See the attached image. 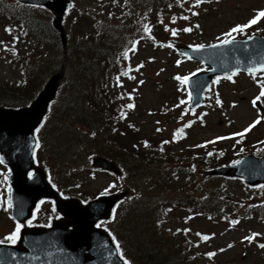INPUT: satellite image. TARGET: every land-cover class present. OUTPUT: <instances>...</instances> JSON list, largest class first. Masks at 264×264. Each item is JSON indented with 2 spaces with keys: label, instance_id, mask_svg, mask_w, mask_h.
I'll list each match as a JSON object with an SVG mask.
<instances>
[{
  "label": "rangeland",
  "instance_id": "1",
  "mask_svg": "<svg viewBox=\"0 0 264 264\" xmlns=\"http://www.w3.org/2000/svg\"><path fill=\"white\" fill-rule=\"evenodd\" d=\"M74 1L88 4L89 2L92 3L93 0ZM93 3L98 2L94 1ZM194 9L199 15L195 19L197 20V25H199L198 28L194 27L191 32L183 31L184 28H190L187 25L191 24L189 19H181L186 13V9L179 16L175 14L163 16L160 13L156 19H153L158 21L154 24H148L154 32V35L151 37H155L154 39L159 43L158 47L155 48L152 41L145 42L144 39H141L136 51L131 52L127 58L122 53V58L125 59L124 64H127L126 71L122 70L121 74H119L116 64H112V71H116V81L115 85L111 84V86L118 90V82L123 83L122 86L126 88L125 91H128L127 95L132 99V104L135 106L131 111L132 114L130 113L129 119L133 120L135 125L142 126L140 128L141 133H139L140 138L150 137L149 133H154L155 135V133H158V129H163L161 133L169 136L172 134L173 129L185 119L202 120V124H196L189 131V136L183 145L179 144L178 146L167 148H170L169 151L176 156V161L179 163L172 167L179 168L181 166L187 168L188 166L186 165L191 164L186 154L190 149L194 151L200 150V148H195L196 144L205 145L206 142L215 141V143H207L206 146L208 145L207 148L215 155L214 157L221 158V152H223V156H229L233 148L239 149L241 145L244 146L240 151H247L242 155L254 153L250 149L249 144L264 138V119H262L258 126L256 125L244 135L246 138L243 141L235 142L231 137L229 139L216 140L217 137H226L229 133L234 135L242 132L259 115L258 111L254 110L252 101L259 94L260 87L246 73L235 75L231 81L220 76L219 82L213 83L208 90L204 106L194 114L186 113L183 115V105L175 103L181 96L179 92L181 87L177 86V84L183 83L181 80L176 79V77H184L188 73L192 74L202 71L205 67L199 61L182 59L174 49V46L178 43L193 44L194 42L191 41L194 40H203V44L218 42V38L223 39V34L227 33L232 27L246 24L247 20L253 17L258 10L264 9V0H211V2H205ZM150 12L153 14L152 17L157 13V11L152 12L151 9ZM173 17L176 18L175 23H173ZM70 21L72 19L68 18L67 25ZM3 24V22L0 23V42H2L0 43V56L3 61V67L0 72L4 76L2 79L4 83L0 87L7 94V91L12 89L11 82H16L21 78V76H16V69H13L14 66L10 64V61H12L17 49L16 46L25 49V35L23 36L18 32L19 39L17 42L14 34L6 32L3 29ZM166 26L168 29H177L178 34L175 37L172 36L171 31H166ZM256 27H261L264 34V20H261L254 28ZM134 30L136 31L137 27L131 25L124 31L122 35V48L132 40L130 36L134 33ZM248 34L249 28L245 33L235 35L236 37H246ZM125 36L128 37L125 38ZM162 43H171L172 47H166L164 44L161 47ZM116 54H119V51H115L114 55ZM178 61L180 62L179 64L177 63ZM141 64H143V67L137 70ZM129 67L132 69L131 77H129ZM125 72H127V75H124ZM257 78L264 79V72L258 74ZM26 92L24 91L22 94L26 95ZM184 92L185 88L182 90V93ZM111 95L112 92L109 91V97ZM217 96L221 101L219 105L216 103ZM185 98L186 93L182 94V99ZM53 114L57 118L53 119L50 127L44 128L43 132L47 130L45 136L49 138L48 140H52L53 134L61 131L64 133L65 139L72 140L74 136L69 133L71 128L65 127L62 124H56L58 114L57 112H53ZM179 119L182 120L180 121ZM48 140H45L47 146L45 152L43 149L39 151V161L42 163L41 166L47 165L49 167L51 179L56 185L68 189L70 185H74L77 182L83 183V186L80 188H75L69 192L77 196L81 193L85 198L95 197L98 193L101 194L104 193L103 191L111 189L113 187L112 182H115L117 185L119 180L115 176L104 172L97 174V171L92 170L93 164H91V159L94 154L89 157L88 154L90 153L87 151H75V154L80 157L78 163L84 165L78 173L77 171H72L73 169L70 165L73 163L69 162L70 156L65 159L60 155L61 152L65 151L66 145H61L58 142L53 146ZM260 144L262 148L264 140ZM203 147H201V150ZM259 152H261L260 154H264V150ZM242 155L238 156V158ZM62 162L64 163L62 164ZM215 162L213 160V163ZM75 163L77 164V162ZM184 174L186 173H181V175ZM205 174L202 173L201 168H196V165L191 172L192 179L194 180H203L204 177H207L208 180L204 182V186H213L215 189L221 188L216 185L218 182L229 183L230 181L225 176H208ZM5 176L6 168L0 163V236H7L16 226L10 213L7 212L5 200L7 182ZM137 178L136 183H133L135 188L141 191L147 190L148 187L144 179L141 178V175H138ZM245 183L242 180H236L230 183L229 187L226 184L225 193L233 201L237 202L238 205L235 203L236 207L241 205L248 207L250 204L256 202H259V206L264 207V188H251ZM190 188H193L195 193L202 195L199 191L201 186L190 185ZM130 205L131 202L126 201L123 207H121L122 204H119L116 208L115 215L117 214L118 216L116 228L120 225L122 232L120 218L127 217L132 222L135 219L131 214L134 204ZM35 212L36 216L33 221L36 224L37 222L48 220L50 217L53 218L55 215L52 203L49 201L42 202L40 208ZM189 212L194 211L186 210L182 212L179 209L174 211L171 213L172 217H169V222L166 225L172 231L178 230L177 227L183 224L190 227L189 232L193 240L187 250L180 255V258L186 264H264V249L259 247V244L264 243V221L261 218L245 219L246 221H238V223L232 224L231 222L224 221L222 218L209 219L205 216L188 218L190 217ZM180 215H182V220L178 219ZM184 216L189 219V222L185 220ZM231 216L233 215L231 214ZM114 224L112 223L113 228H115ZM104 226L106 227V224ZM135 227L138 228V225H135ZM167 229L165 231L159 228L156 235L162 232L166 236L173 238V232H167ZM141 232L144 233V231ZM198 233L200 235H197ZM253 233H259L260 235L252 242L244 239L247 236H252ZM145 236L146 234L139 239L143 244L147 242L144 241ZM202 236H208L210 239L204 240ZM139 240L137 238V241ZM229 245H232V247H229ZM220 249H224V251L221 252ZM204 253H215L212 256L215 261L207 260Z\"/></svg>",
  "mask_w": 264,
  "mask_h": 264
},
{
  "label": "trees",
  "instance_id": "2",
  "mask_svg": "<svg viewBox=\"0 0 264 264\" xmlns=\"http://www.w3.org/2000/svg\"><path fill=\"white\" fill-rule=\"evenodd\" d=\"M132 1L146 7H157L161 11L178 7L173 6L177 0ZM72 8L71 11H74L72 21L67 25V21L64 20L68 34V47L65 51L60 34L53 25L55 17L51 11L45 7L17 1L13 4L6 1L0 2V20L8 21V28L14 31L12 34L15 40L18 42V32L25 35V49H23L25 58L22 60L20 57H15L17 60L14 61L15 65L21 63V69L16 74L21 78L11 82L12 89L5 94L1 88L4 82L0 77V105L20 107L28 104L43 87L44 82L60 70L66 56L64 82L57 99L53 101L52 111L46 124L57 118L52 114L57 112L56 124L71 128L69 133L74 136L72 140L60 141L61 145H66L65 150L84 149L90 154L108 156L121 164L127 173V178H130L129 182L136 183L138 174L143 173L144 177L141 178L150 188L140 192L141 197L132 198L134 208L131 214L135 218L134 221L128 218L123 221L122 244L131 264H186L180 258L183 254L180 241L162 232L156 235L159 228L155 219L158 216L152 211V205L167 204L179 210L199 206L196 212L204 214L205 217L211 215L210 218L216 215L222 216L230 205L234 209L233 216L239 221H244L246 216L248 217L246 219H250L259 214L264 218L263 213L252 207L247 212H240L219 190H210L208 195L197 199L196 205L193 204V196L189 188L180 184L183 180L175 175H168L167 170L164 169L166 166L159 164L162 160L168 161L169 158L166 157L167 154L154 147L153 144L156 142L149 141L145 147H142V144L138 145L137 141L143 138H140V132L128 120L126 114L129 108L121 103L120 94L116 96L112 94L109 97V91L105 86L106 71L109 69L107 66L110 65V59L117 57L114 52L118 50V40H120L117 31L116 35L102 32L111 28L109 26H115L110 21L111 17L105 14L111 9L99 4H92L86 10L82 7L78 11L76 7ZM15 52L16 56H19L20 48ZM24 91H27L26 95L22 94ZM122 113L125 114L123 118H121ZM59 135L64 133L61 132ZM60 155L65 159L70 156L69 162L73 164H76V160L79 159L73 152H61ZM211 159L212 157L207 161ZM155 171L156 174H154ZM166 175L171 179L164 178ZM164 184L167 188L173 184L171 192L165 190L167 195L162 191ZM157 186L161 191L159 194L156 193ZM150 193H152L151 196ZM144 197L147 198L143 200ZM228 220L232 218L228 217ZM135 225H138V228ZM144 234H146L144 241L148 243L143 244L139 239Z\"/></svg>",
  "mask_w": 264,
  "mask_h": 264
},
{
  "label": "water",
  "instance_id": "3",
  "mask_svg": "<svg viewBox=\"0 0 264 264\" xmlns=\"http://www.w3.org/2000/svg\"><path fill=\"white\" fill-rule=\"evenodd\" d=\"M23 1L44 4L57 15L54 24L61 31L66 47V33L61 20L69 0ZM237 41L235 45L216 49L205 47L198 52L189 51L193 57L212 66V69L198 73L189 80L193 96L192 108L202 104L214 75L231 73L237 68L246 71L248 66L264 62L262 38L254 36L253 40H245L247 46L245 41ZM60 78L61 73L55 74L31 107L0 108V151L5 162L12 168L10 195L15 218L24 221L32 215V209L40 198L53 197L58 210L68 220H56L48 230L24 229L20 245H0V264H124L111 236L95 227L98 220L110 217L113 206L124 194L103 196L84 206L76 198L59 197L47 181L45 171L35 167L33 132L45 115L49 102L55 98ZM238 162L217 172L245 177L253 185L264 183V158L248 154ZM95 165L120 172L116 163L103 157H96ZM33 168L35 173L29 178L28 173Z\"/></svg>",
  "mask_w": 264,
  "mask_h": 264
},
{
  "label": "snow or ice",
  "instance_id": "4",
  "mask_svg": "<svg viewBox=\"0 0 264 264\" xmlns=\"http://www.w3.org/2000/svg\"><path fill=\"white\" fill-rule=\"evenodd\" d=\"M206 2V0H195V4H194V7L195 6H199L200 4ZM207 2H211V0H207ZM192 15H198V13L196 12H192ZM175 17H173V23H175ZM181 19H184V20H188L189 17L188 16H182ZM261 20H264V9L262 10H258L256 12V14L253 16V18H251L246 24H243V25H236L234 27H232L227 33H224L223 36L224 38L223 39H219L218 38V43L216 44H212L208 47L210 48H213V49H216V48H220V47H224V46H228V45H235L238 43V41L236 40V35L235 34H242V33H245V31L248 29V28H251L253 25H257ZM196 27L198 28L199 25H196ZM6 31H11V29H6ZM151 27L147 24L144 25V32L146 34L149 35V37L151 38ZM166 31H171V35L172 36H176L178 34V30L173 28V29H168L167 26H166ZM184 32H191L192 31V28H184L183 29ZM154 39V38H153ZM254 37L253 36H249L248 37V40H253ZM2 43V42H0ZM139 43L138 41L136 42H133V46L131 49H129V51H132V52H135L136 51V44ZM245 45L247 46V41L244 42ZM168 47H172L171 44L167 45ZM192 47V50L193 51H200L202 49L205 48V45H196V46H190ZM125 58H127L128 56V51H126L124 54ZM189 59H191V57H188ZM178 64L180 63L179 61L177 62ZM254 63V62H253ZM140 67H143V64L139 65L137 70H139ZM239 68H237L236 71L232 72L230 75H227L225 78L228 79V80H233V77L235 75L238 74L239 72ZM246 71L248 72V74L253 78V80L256 81V83L258 84V86L260 87V92L259 94L253 99L252 101V104L254 107L257 106V102L258 101H262L264 100V79H258L257 78V74L258 73H261V72H264V62L262 63H259L255 66H248L246 68ZM124 75H127V72L124 73ZM192 75H195V73H193ZM119 79V78H118ZM134 79V77H133ZM176 79L178 80H181L183 84H188L189 83V80L190 78L188 76H184V77H179L177 76ZM220 80L219 77H217V79L215 81H213V83H218ZM141 83H143V81H141ZM193 99V96H192V93L189 92V100L191 101ZM181 103H184V101H181ZM216 103L219 105L221 104V101L219 99V97L217 96V99H216ZM128 108H132L134 107V105L132 104H129L127 105ZM125 114L122 113V116L121 118H123ZM264 119V117H259L251 124L249 125L248 128H245L242 132L240 133H236L234 135H238V136H241L243 137L247 132L251 131L252 128H254L257 124H259L261 122V120ZM191 126V123L185 125L184 127H190ZM38 131V130H37ZM159 131V129H158ZM179 133H183V128L182 129H179L178 130ZM94 135V134H93ZM230 137H217L216 140H223V139H229ZM164 143H168V141H165ZM207 143H215V141H209V142H206ZM205 145H197V147H203V146H206ZM145 146H147V143L145 142ZM36 147H39V144L37 142L36 144ZM209 155H212V153H209ZM0 163H3V158H0ZM237 163H239L237 161ZM7 179V176H5V180ZM261 187H264V186H261ZM103 195V193H102ZM7 207L8 208H11L12 207V202H11V199L8 200L7 202ZM31 221H28V224L31 225ZM233 224H236L238 223V221H232ZM23 227L22 224L20 223H17L16 226H15V230L9 234L5 240H0V245H3L5 244L6 242L8 243H11V244H15L17 242V240L20 238V231H21V228ZM187 231V230H186ZM197 235H200L199 233ZM260 234L259 233H253L252 236H247L245 237L244 239L249 241V242H252L253 240H255ZM202 239L204 240H208L210 239V237L208 236H202ZM229 247H232V245H229ZM259 247L264 249V243L262 244H259ZM117 248H119V245L117 244ZM221 252L224 251V249H220ZM207 255H209L210 257L211 256H214L215 253H208ZM124 264H129L128 261H125Z\"/></svg>",
  "mask_w": 264,
  "mask_h": 264
}]
</instances>
